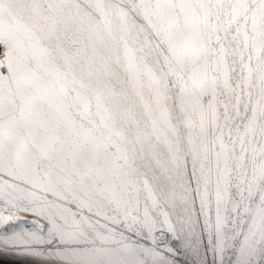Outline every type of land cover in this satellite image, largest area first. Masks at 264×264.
I'll list each match as a JSON object with an SVG mask.
<instances>
[{
  "label": "snow or ice",
  "instance_id": "snow-or-ice-1",
  "mask_svg": "<svg viewBox=\"0 0 264 264\" xmlns=\"http://www.w3.org/2000/svg\"><path fill=\"white\" fill-rule=\"evenodd\" d=\"M0 252L264 264V0H0Z\"/></svg>",
  "mask_w": 264,
  "mask_h": 264
},
{
  "label": "rangeland",
  "instance_id": "rangeland-1",
  "mask_svg": "<svg viewBox=\"0 0 264 264\" xmlns=\"http://www.w3.org/2000/svg\"><path fill=\"white\" fill-rule=\"evenodd\" d=\"M0 264H41L40 258L20 256L13 252H0Z\"/></svg>",
  "mask_w": 264,
  "mask_h": 264
}]
</instances>
